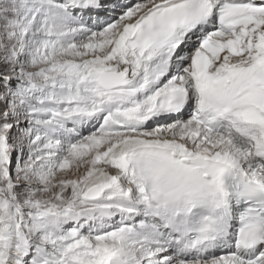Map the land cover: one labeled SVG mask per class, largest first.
Listing matches in <instances>:
<instances>
[{"label": "snow or ice", "instance_id": "1", "mask_svg": "<svg viewBox=\"0 0 264 264\" xmlns=\"http://www.w3.org/2000/svg\"><path fill=\"white\" fill-rule=\"evenodd\" d=\"M0 264H264V0H0Z\"/></svg>", "mask_w": 264, "mask_h": 264}]
</instances>
